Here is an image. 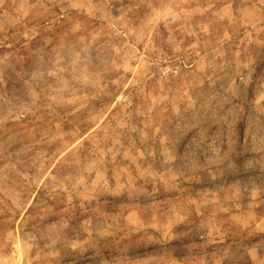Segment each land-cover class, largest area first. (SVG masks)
Wrapping results in <instances>:
<instances>
[{
	"label": "rangeland",
	"instance_id": "obj_1",
	"mask_svg": "<svg viewBox=\"0 0 264 264\" xmlns=\"http://www.w3.org/2000/svg\"><path fill=\"white\" fill-rule=\"evenodd\" d=\"M0 264H264V0H0Z\"/></svg>",
	"mask_w": 264,
	"mask_h": 264
}]
</instances>
